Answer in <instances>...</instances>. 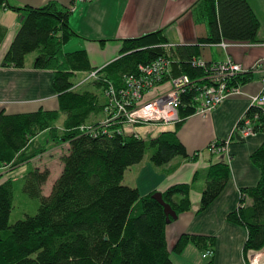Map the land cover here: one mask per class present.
<instances>
[{"label": "trees", "instance_id": "16d2710c", "mask_svg": "<svg viewBox=\"0 0 264 264\" xmlns=\"http://www.w3.org/2000/svg\"><path fill=\"white\" fill-rule=\"evenodd\" d=\"M3 4H7L6 0H0V6ZM8 8L18 15L19 28L2 66L24 68L26 57L34 53L33 68L53 73L58 109L0 113V169L14 170L58 146L67 145V149L60 159L61 174L48 195L41 193L49 177L48 169L35 168L23 177V192L39 201L33 215L23 213L10 222L15 180L0 176V264H174L171 254L181 255L188 245L202 255L213 253L215 238L194 234H182L170 252L163 207L152 199L156 192L141 197L136 188L123 184L124 172L146 155L154 167L176 158L195 159L178 139L179 129L193 114V92L181 95L183 107L174 129L147 140L135 132H126L123 123L106 125L104 129L111 135L102 131L92 136L80 127L102 112L108 87H123L124 76L135 74L139 65L165 58L170 62V73L162 83L187 75L194 83L202 78L205 84L207 68L192 65L203 47L222 42L263 43L258 37L260 22L249 3L197 0L191 12L197 25L206 26L207 34L196 45L167 47L168 41L158 30L122 40L119 57L101 68L90 65L84 50H64L76 37L69 25L70 8L54 2ZM3 32L0 27V40ZM92 72L96 73L93 84L97 91L77 92L72 78ZM250 80L251 72L243 73L231 84L240 86ZM255 115L258 121L254 131L264 132L263 110L250 107L245 113L246 118ZM251 161L259 169L260 178L255 186L240 191L237 209L226 216L229 223L243 227L247 233L244 256L250 250L264 249V142L253 152ZM204 174L199 211L221 194L229 179V168L227 164H212ZM190 188L187 184L174 185L162 193L163 201L176 215L190 210Z\"/></svg>", "mask_w": 264, "mask_h": 264}, {"label": "crops", "instance_id": "0c3cea01", "mask_svg": "<svg viewBox=\"0 0 264 264\" xmlns=\"http://www.w3.org/2000/svg\"><path fill=\"white\" fill-rule=\"evenodd\" d=\"M196 1L6 0L7 4L0 6V27L4 31L0 40V113L15 115L40 109H58L57 94L52 88V71L33 68V61L29 64L25 62V67L20 69L2 66L4 55L19 28L18 15L8 5L39 7L54 2L70 8L69 25L76 37L66 44L64 50H84L90 65L101 68L119 57L122 40L135 39L158 30L162 31L169 45H196L198 39L207 34L206 26L197 25L193 18L191 7ZM246 1L260 22L258 37L263 43L224 42L225 48L209 45L201 49L198 59L214 64L229 58L244 70L251 69L256 62L264 59V0ZM261 71H252L251 80L240 85V93L228 96L206 117L191 114L185 120L178 131V139L190 156H196L194 160L176 158L167 165L154 167L146 155L139 164L124 172L123 184L136 188L141 197L152 192L163 193L174 185H190V210L178 214L165 228L167 249L171 252L182 234L211 236L215 238L216 245L212 256L205 259L194 246L188 245L181 255L171 254L174 264H247L242 251L247 233L243 227L229 223L226 216L237 209L240 191L255 186L260 178L251 155L264 142V132L244 137L237 130V125L249 108L251 99L260 91V80L264 76ZM173 129L174 125L157 126L147 134L155 137L162 131ZM125 131L142 137L135 129L125 128ZM224 141H229L224 151L212 153L207 150L210 143L223 145ZM217 163L228 165V182L215 201L204 211H199L200 195L205 184L204 171ZM32 164L37 165L35 168L39 171L46 170V153L14 170L0 169V176L4 179H14L15 176L16 179H23ZM61 171L62 164L59 174ZM41 193L46 196L44 185Z\"/></svg>", "mask_w": 264, "mask_h": 264}, {"label": "built area", "instance_id": "2783aa9c", "mask_svg": "<svg viewBox=\"0 0 264 264\" xmlns=\"http://www.w3.org/2000/svg\"><path fill=\"white\" fill-rule=\"evenodd\" d=\"M79 2H89L91 0H78ZM174 47L173 45H165ZM219 46L225 48L224 42ZM192 65L200 68H207L208 74L204 78L205 84H202V78L198 83H194L187 75H181L177 79H169L162 81L169 76L170 62L165 58H157L154 61L139 65L135 74L124 76L123 87L116 88L109 86L105 92L107 104L103 109L108 112L112 118L107 124L99 126L87 127L82 125L80 130L89 135L96 136L100 132L112 134L105 131L106 125L123 123L125 128H133L134 125L158 124L162 126L174 125L180 121L181 95L193 92L191 99L192 115L206 117L214 109L223 103L230 95L240 93L239 85H232L233 79L239 75L248 72L260 71L264 72V59L255 63L249 69L244 70L239 64L234 63L229 58L223 62L206 65L201 59H193ZM206 71V72H207ZM95 77L96 73H91ZM260 91L258 95L253 97L250 107L260 108L264 112V76L260 80ZM194 89V90H192ZM157 91V94L150 99L145 100L147 93ZM248 108V109H249ZM258 117L246 118L245 114L238 122L237 130L244 136L255 134V125H257ZM122 133V130H116ZM229 141H224L223 145L215 142L208 145L207 150L212 153H220L224 151ZM211 252L207 251L202 255L205 259L211 256ZM247 264H264V249L260 251L250 250L246 254Z\"/></svg>", "mask_w": 264, "mask_h": 264}, {"label": "rangeland", "instance_id": "374dc122", "mask_svg": "<svg viewBox=\"0 0 264 264\" xmlns=\"http://www.w3.org/2000/svg\"><path fill=\"white\" fill-rule=\"evenodd\" d=\"M68 52V51H66ZM35 57V54H29L26 57V62L29 64L31 61H33ZM72 82L76 84L75 90L77 92H82L84 90L91 91V92H96V87L94 86V77L92 76L91 73L86 74H78L75 77L72 78ZM241 87V86H239ZM99 93V92H98ZM152 94L151 96H149ZM157 94V91H151L150 93H147L146 96L144 97L146 99H150L154 95ZM105 95V94H104ZM101 96V95H100ZM106 97V96H105ZM110 115H108V112L103 109L101 113L98 114L97 117H91L88 122L91 123H85V126L87 127H93V126H99L100 124H107L108 121H110ZM99 122L98 125L93 124L92 122ZM157 126H162L158 124H143L140 126L134 127L136 132L140 133L142 135L143 140H147L150 135L147 134L150 130L157 129ZM67 145H62L58 146L57 148H54L50 150L46 154V169H49V177L44 184V193L48 195L50 193V190L52 188L53 183L55 182L56 178L59 177V167L61 166V156L66 152ZM36 164V163H35ZM35 164L31 165V170L35 169ZM16 175V174H15ZM60 175V174H59ZM17 176L13 177L15 180V188H14V209L12 211V216L10 218V222H14L15 220L19 219L22 217L21 214L27 213V214H35V211L38 207V200L37 199H31L27 196L26 193L23 192V185H24V180L23 179H16Z\"/></svg>", "mask_w": 264, "mask_h": 264}, {"label": "water", "instance_id": "95a60500", "mask_svg": "<svg viewBox=\"0 0 264 264\" xmlns=\"http://www.w3.org/2000/svg\"><path fill=\"white\" fill-rule=\"evenodd\" d=\"M152 199H154L155 201H157L163 207L164 214H165V217H166V223L167 224H170L171 220H175L176 219L177 215L172 210V208L170 207V205L169 204H166L163 201L162 193H160V192L154 193L152 195Z\"/></svg>", "mask_w": 264, "mask_h": 264}]
</instances>
